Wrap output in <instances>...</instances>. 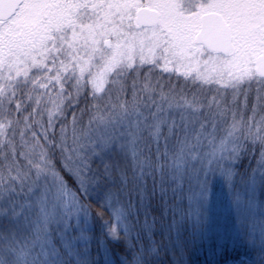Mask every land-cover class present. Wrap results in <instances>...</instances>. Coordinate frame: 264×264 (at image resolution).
Masks as SVG:
<instances>
[{
	"label": "trees",
	"instance_id": "trees-1",
	"mask_svg": "<svg viewBox=\"0 0 264 264\" xmlns=\"http://www.w3.org/2000/svg\"><path fill=\"white\" fill-rule=\"evenodd\" d=\"M143 2L141 5H144ZM110 17V20L114 21V18ZM92 21L93 18L88 17L85 23ZM117 26H124L120 27L124 34H127L124 38L128 37V33L133 29L131 24L128 28L125 24ZM80 32L66 29L53 33L42 45L43 54L39 59L41 63L31 70H25L20 65L14 68L6 66L1 73L0 91L12 98H15L13 93H18L21 99L30 91L34 97L40 98L41 103L50 107L64 94L61 85L69 91H80L86 87L94 89L92 82L97 73L110 64V51L102 45L91 46L87 38L80 36ZM109 38L113 42L117 41L113 34ZM212 54L201 47L198 52L199 60L192 59L191 67L186 70H177L175 65L170 63L136 60L129 67H117L109 75L106 83V86L111 85L109 96L115 98L122 95L126 103H132L133 97L138 100L142 98V102L135 105L130 113H125V116L132 115L136 110L141 111L144 121L140 126L124 123L123 126L127 129L122 136L115 131L112 123L110 126H101L99 135L105 132L107 127V131H113L105 135V138L100 139L99 135L95 138L94 147L111 164L110 172L114 179L111 185L108 183V176L103 177L104 183H97L95 187L89 184V199L95 207L103 204L107 209V225L95 211L87 214L81 209L79 226L64 233L61 228L53 225L50 235L46 237L51 243H34L38 209L36 200L29 197L32 208H25L16 219L12 218L13 209L19 207L15 204L11 205L6 214H0V244L5 243V238L12 241L13 246L16 241L21 245L31 243V253L37 254V264H226L230 261L240 264H264V241L260 240L258 232V221L264 217V186L258 184L254 190L256 207L239 217L233 215L224 196L223 184L216 180V194L209 209V223L201 232L194 231L193 226L187 222H177L173 229L174 216L182 211V207L175 204L171 192L163 197L159 194L149 195L142 202L139 199V193L145 188L144 181H147V191L150 194L159 193L162 187L171 188L170 176L176 171V153L179 148L177 141L184 140L187 136L195 143V135L199 133L198 151H211L210 140L216 146H219L221 140H227V147L230 149L232 146H238V141L230 135L234 124L239 122L241 125H247L250 122L255 129L264 116V79L253 75L239 80L241 82L228 83L224 80L229 78L230 73L221 71L222 80L207 82L199 70L205 57ZM19 73H26L23 82L18 76ZM14 76H17V79L14 80ZM184 76L188 79L185 80ZM57 80L60 81L59 84ZM145 84L149 88H155V91H145ZM8 89H12V92H8ZM161 92L167 94L166 98L160 97ZM165 100L185 103L186 109L190 103L195 104L197 111L187 112L188 116L170 125L166 117L171 110L165 109L160 116L165 122L161 124L162 131L157 144L152 135L156 125L154 111H157L159 101ZM80 102L82 105L87 104L84 96H81ZM34 108L37 113L41 111L35 100H29L25 112H31ZM14 110L12 104L5 105L0 98V114ZM21 116L22 113H17L18 119ZM113 117H116L114 112ZM189 118L193 120L189 121ZM31 120L30 116L29 122ZM59 126L56 125L57 128ZM169 126L174 129L172 137L167 135ZM48 127L45 119L44 131L37 130L38 126L35 124L32 125L31 131L44 143ZM243 130L242 127L241 134ZM245 143L248 144L247 141ZM253 150L258 152L260 149L248 144L246 152L242 153L243 159L237 164V187L242 191H248L247 175L254 163L249 153ZM184 159L185 163H191L187 149ZM93 161L95 167L99 157H94ZM157 165L160 166L159 171ZM57 166L59 167V160ZM141 168L143 175H139ZM118 170L123 171V178L117 175ZM60 172L68 181L67 187L75 188L78 192L73 175L63 168H60ZM212 180L210 175L209 182ZM110 186L121 189L116 197L108 190ZM125 190L128 192L126 198L123 196ZM56 191V182L53 181L48 184L47 189H44L43 185L37 187L33 196L39 198L42 193H46L51 204ZM83 199L82 196L81 200ZM7 206L0 204V208ZM116 209L123 210L120 220L113 215ZM238 218L242 220L240 224H237ZM145 219L154 226L147 228ZM253 222H256L255 230L249 226ZM112 227H116L120 239L108 236L107 230ZM0 264H8L2 254ZM16 264H27V261L18 258Z\"/></svg>",
	"mask_w": 264,
	"mask_h": 264
},
{
	"label": "rangeland",
	"instance_id": "rangeland-1",
	"mask_svg": "<svg viewBox=\"0 0 264 264\" xmlns=\"http://www.w3.org/2000/svg\"><path fill=\"white\" fill-rule=\"evenodd\" d=\"M141 7L160 13L158 26L141 29L136 25L135 13ZM208 12H218L227 21L233 32V51L227 56L205 57L200 75L209 82L222 80L221 71L229 72V78L224 80L228 83L257 75L256 58L264 50V0H24L15 17L0 23V80L6 66L20 65L31 70L40 64L43 43L53 33L66 29L81 31L80 36L95 47L104 46L111 34L117 38L114 42L111 39L110 64L98 72L92 82L97 91L105 89L109 75L117 67H129L136 60L170 63L177 70H186L191 67L192 59L199 60L202 46L197 36L201 16ZM88 17L93 21L86 24ZM118 24H125L127 28L131 24L133 29L128 37L124 38L127 34L120 29L124 26ZM158 105L154 111L156 124L165 122L160 117L165 109L171 110L166 117L170 125L188 116L187 112L197 111V105L192 103L187 109L185 103L172 100L159 101ZM142 116L143 112L136 110L127 117L116 116L112 124L122 136L127 129L124 123L140 126L144 121ZM107 130L98 137L105 138L113 131ZM226 264L240 263L230 261Z\"/></svg>",
	"mask_w": 264,
	"mask_h": 264
},
{
	"label": "clouds",
	"instance_id": "clouds-1",
	"mask_svg": "<svg viewBox=\"0 0 264 264\" xmlns=\"http://www.w3.org/2000/svg\"><path fill=\"white\" fill-rule=\"evenodd\" d=\"M18 76L23 82L26 73H19ZM13 79H17V76ZM184 79L187 80L188 77L184 76ZM57 83L59 84L60 81L57 80ZM110 88L111 85L106 86L103 91L90 87L80 91H69L61 85L64 94L50 107L41 103L40 98L34 97L30 91L24 99H21L18 93H13L15 98H12L0 91V98L5 105L12 104L15 109L10 113L0 114V204L8 205L0 208V214H6L11 205L15 204L19 207L12 212V218L19 217L17 213L26 208L27 203L30 202L29 197L38 200L33 193L41 185L47 189L48 184L55 181L56 190L61 184L67 186L68 181L60 172V168H63L76 180V188L79 191L69 187L67 189L79 202V207L87 214L95 211L104 224H108L107 209L103 207V204L95 207L89 199V184L95 187L97 183H104L103 177L108 176V183L111 185L114 179L110 172L111 164L94 147L95 138L99 135L101 126H110V123L114 122L113 112L116 116L123 118L125 113H130L135 105L142 102V98L138 100L133 97L132 103H126L122 95L112 98L109 96ZM144 90L151 93L155 91V88H149L145 84ZM8 92H12V89H8ZM166 95L164 92L160 93L162 99L166 98ZM81 96L87 100L86 105L81 104ZM149 99H151L150 95ZM29 100H35L41 110L39 113L35 108L31 112H25ZM105 109L110 111L106 112ZM17 113H22L19 119ZM30 116L31 122H29ZM45 119L49 127L45 142L41 143L31 129L35 124L38 126L37 130L44 131ZM57 124L60 125L59 128L56 127ZM242 127L244 130L241 134ZM230 135L238 141L239 162L243 159L242 153L246 152L248 144H251L253 148L259 147L260 150H264V116L261 117L255 129L250 122L247 125L237 122L233 125ZM94 157H99L95 167L93 166ZM57 160H59V167ZM134 165L135 162H133V170H135ZM157 170L159 171V165ZM117 175L123 178L124 173L118 170ZM108 190L114 197L121 191L115 186H110ZM127 195L128 192L123 191L125 198ZM82 196L83 200H81ZM124 202L126 203V199ZM107 234L115 239L111 228L107 230ZM31 247V243L21 245L18 241L13 246V242L5 238V243L0 244V254L8 260V264H16L18 258L21 261L26 260L27 264H37V254L31 253Z\"/></svg>",
	"mask_w": 264,
	"mask_h": 264
},
{
	"label": "snow or ice",
	"instance_id": "snow-or-ice-1",
	"mask_svg": "<svg viewBox=\"0 0 264 264\" xmlns=\"http://www.w3.org/2000/svg\"><path fill=\"white\" fill-rule=\"evenodd\" d=\"M162 123L163 121L157 123L155 131L152 133L157 144H159ZM167 135L168 137L174 135L172 126L168 127ZM199 140L200 135L196 133L195 143L190 141L187 136L184 140L177 141L179 148L176 153V171L170 176L171 188L162 187L159 193L150 194L147 191V181H144L145 188L139 193L141 202L149 195L159 194L163 197L169 192L173 194L175 204L182 207V211L177 212L174 216L173 229H175L177 222H187L193 226L194 231H203L209 223L211 215L209 209L212 207L213 198L216 194V180L223 184L224 196L232 209L233 215L239 217H243L245 213L256 207L254 190L258 184L264 186V150L258 152L253 150L249 153L254 163L247 175L248 191H242L237 187V177L239 176L237 146H232L229 149L227 140H221L219 146L214 145L210 140L211 151L201 152L197 150L200 147ZM186 149L191 163H185ZM139 175H143V168H141ZM210 175L213 177L211 183L209 182ZM164 202L167 203L166 200ZM36 205L39 215L34 229V243L36 241H40L42 244L51 243L52 241L47 240L46 237L50 235L53 225L67 233L69 229L80 224L81 208L79 202L68 191L66 185L61 184L51 204L48 202L47 194L42 193L36 201ZM26 208H32L31 201L27 203ZM13 211H15V208ZM23 211L21 210L17 215H21ZM122 212V209H116L113 215L117 220H120ZM241 222L242 220L238 218L237 224ZM258 225L259 238L264 241V217H261ZM145 226L150 229L154 225H150L145 219ZM249 226L255 230L256 222L251 223ZM125 231H127L126 228ZM111 233L115 239L121 238L116 227L111 228ZM45 254L47 255V253Z\"/></svg>",
	"mask_w": 264,
	"mask_h": 264
},
{
	"label": "water",
	"instance_id": "water-1",
	"mask_svg": "<svg viewBox=\"0 0 264 264\" xmlns=\"http://www.w3.org/2000/svg\"><path fill=\"white\" fill-rule=\"evenodd\" d=\"M24 0H0V23L12 19L23 5ZM135 23L139 28H153L160 23V13L153 8L141 7L135 13ZM208 51L228 55L233 51V34L224 17L218 12H208L201 17L200 32L197 36ZM111 40L104 43L111 48ZM256 73L264 79V50L256 58Z\"/></svg>",
	"mask_w": 264,
	"mask_h": 264
}]
</instances>
